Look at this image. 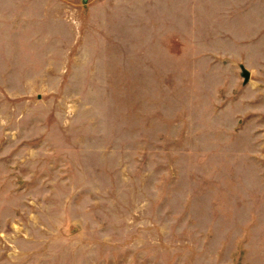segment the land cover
Segmentation results:
<instances>
[{
	"label": "rangeland",
	"instance_id": "obj_1",
	"mask_svg": "<svg viewBox=\"0 0 264 264\" xmlns=\"http://www.w3.org/2000/svg\"><path fill=\"white\" fill-rule=\"evenodd\" d=\"M0 264H264V0H0Z\"/></svg>",
	"mask_w": 264,
	"mask_h": 264
},
{
	"label": "water",
	"instance_id": "obj_2",
	"mask_svg": "<svg viewBox=\"0 0 264 264\" xmlns=\"http://www.w3.org/2000/svg\"><path fill=\"white\" fill-rule=\"evenodd\" d=\"M243 74H244L245 79H247L249 76V73L246 69L243 70Z\"/></svg>",
	"mask_w": 264,
	"mask_h": 264
}]
</instances>
